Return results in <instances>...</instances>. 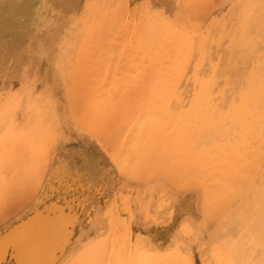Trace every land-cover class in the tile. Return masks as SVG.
<instances>
[{"label": "rangeland", "instance_id": "1", "mask_svg": "<svg viewBox=\"0 0 264 264\" xmlns=\"http://www.w3.org/2000/svg\"><path fill=\"white\" fill-rule=\"evenodd\" d=\"M71 1L76 0H0V18L3 19L0 22V33L3 38L0 43V58L5 54H14L18 57L24 52H39L46 39L45 33L52 25L55 26L56 20L58 22L60 19V8L70 6ZM90 1L94 2L93 9L85 11L84 6ZM164 1L165 5H162L160 0H82L83 10L70 17L58 29L63 39L58 48L61 53L56 56L54 51L52 55L57 58L56 66L58 68L61 66L62 70L55 72L46 61H43L35 70L31 67V71L28 70L27 73L23 71L22 78H14L15 80L8 86H0V208L6 204V200L11 199H6L9 197L8 194L14 197L19 189H25L16 200H10L13 208L8 212L0 209V241L4 239L8 241L15 230L17 231L30 216L56 212L62 215V221L60 218V221L54 224L55 232L51 230L44 233L49 235L51 240L56 234L62 236L64 243L61 242L60 248L56 245L57 247L47 249V253H43L42 264H92V259L97 256L89 252L84 253V248L73 254L76 259L73 262H70L72 255L62 254L63 246L73 243L80 232L84 238L80 245L92 236L86 242V249L91 246L90 244L93 246L97 239L106 235L110 248L106 246L105 253L108 251L109 254H106L108 259L110 256L115 259L121 247L124 249L125 245H134V235H138L141 231L137 233L130 227L129 214H141V209H144L146 213L149 211L146 215H151L150 210L154 207L155 203L152 202H155V199L152 198L151 204L147 205L149 201L146 198L160 195L159 192L155 194L153 190L156 187L153 185L158 186L156 189H159L162 184L160 190L164 186L174 187V191L167 194L169 202L162 194L157 198V202H160L162 206L169 204L168 208L167 204L165 205L167 209H164L162 213L165 217L176 212L180 198L177 194H179L181 181L184 183L187 179L189 183L186 182V184H190L193 180L192 187L183 194L186 201L184 203L186 204V226L189 233L192 229L196 230L197 227L203 226V221L199 219L201 213L207 208H216V195H220L222 191H233L232 181L236 177L234 168L236 162L243 158L244 151L250 154L255 153L251 161L258 163L260 161V171L264 173V144L257 152L251 149L255 142L264 140V71L257 63L254 70L252 68L248 71L246 78L235 76L231 67L236 53L234 49L232 53H229L232 43L246 44L252 41L255 56H261L263 53L264 43L257 42L255 38H257L256 32L264 29V0H237L227 9V5L231 2L229 0L228 4L223 6L220 17L212 18L204 24H201L203 20L196 19L197 14L192 13L195 4L199 2L198 12L204 16L209 12L211 4H218L224 0ZM174 2H176V12L179 14L170 11ZM57 3L59 7L56 6ZM54 6L58 7V12L54 11L55 16L52 14ZM234 7H237V12L235 11L233 15L228 14ZM109 9L116 11L117 14L102 20V14ZM183 9H192L191 18L183 15L181 12ZM248 21H252L254 31L251 30L249 33L244 29L241 32L237 31V29L246 28L242 23ZM198 26L201 27L198 28ZM123 27L127 30H124L125 33L129 31L127 35L123 34L121 30L124 29ZM9 33L12 34V38L8 35ZM15 33L17 34L16 40L13 39ZM127 43L129 45L126 46ZM131 50L136 54H133ZM162 52L163 54L166 52L164 56L167 54V59L166 56L165 58L162 55V58L159 57ZM157 54L160 59L157 58ZM14 55L11 58H16ZM153 59L155 61H152ZM157 62L160 64L159 67ZM162 62H165V65ZM161 64L165 67H161L163 66ZM153 66L158 67L159 70ZM129 67L130 70L127 71ZM152 67L155 70L153 73L150 70ZM149 70L151 75L147 72ZM113 71L115 77L111 74ZM159 74L163 77H159ZM124 76L126 80H121ZM115 78L119 81L117 80V84L114 82L112 85ZM125 82H129V86ZM131 85H138L141 91L136 92L138 89ZM115 86L119 88L116 90ZM120 87L121 90H119ZM117 91L120 94H114V96L111 94L118 93ZM125 99L127 102L123 103L126 106L122 103ZM59 111L63 114L60 118L58 117ZM88 111L92 115L96 112L93 115L95 116L94 121L98 119L96 122L90 120L93 116L88 114ZM101 111L104 113L101 114ZM116 111H119L118 117L116 113L110 114ZM111 118L115 120H113L112 127ZM145 121L147 125L144 124ZM140 122L146 126L145 129ZM91 123L93 126H95L93 123H97L98 128L95 127L100 130L97 131L95 127H91ZM221 131H223L222 136ZM71 141L82 142L80 143L82 146L73 155L75 157L73 159L70 158L71 155L67 157L70 151L66 147H69ZM83 142L86 143L83 145ZM65 157L66 159L58 168L57 175L53 176V183L58 185V189H63V197L57 202L44 205L38 211L40 206H36V200L32 202L30 196L34 198L40 196L45 176L48 177L50 172L54 171V169L49 170L51 164ZM148 157H151L154 163L146 164L152 167L146 174L143 172H146L148 167L146 168L143 163ZM191 158L192 161L189 160ZM157 162L159 165L156 172L154 168ZM142 164L144 168L141 169ZM153 164H155L154 167ZM221 166L225 172L222 171ZM126 172L132 178L137 177L134 179L139 181L140 187L144 182L149 183V178L151 180L153 177L154 182L147 183L148 188L147 185L146 187L143 185L148 190L139 188L135 185L137 184L135 180L125 175ZM155 172L157 175L160 174V177L155 176L156 179H154ZM144 174L146 177H141L145 176ZM171 175L175 176L174 179ZM224 177L230 178V181L222 187L221 179ZM250 177V183L255 186L258 182L253 176ZM131 180L135 186L129 184ZM20 181V184L24 183L23 186H16ZM14 186L17 188L15 193ZM10 187H12L11 190ZM176 190L178 193H175ZM262 191L255 189L252 192L255 200L260 199L258 195L261 196ZM144 192L148 193L143 196ZM149 193L152 196L149 197ZM76 198L79 206L85 203L87 213H84L83 217L74 216L80 222L66 223L65 217L74 214ZM136 206L142 208L138 210L139 207ZM146 206L149 207L148 211ZM260 206L262 208L263 204ZM257 207H259L258 201L253 205L252 208L255 210L250 212L251 215L261 210ZM159 218L162 219V216ZM255 219L257 220V218L251 220ZM245 220V223L251 222L250 219ZM256 223L258 231L261 223ZM89 225L91 228L88 229ZM174 225L176 226V223ZM250 225L252 227L249 228L252 229L254 224L250 223ZM58 226L62 229H58ZM64 226L67 229L63 228ZM68 226L71 229L69 231ZM261 229L259 231H262ZM252 231L250 230V236L251 238L253 236L254 239H251L253 242L256 240L254 244L259 246L264 243V237L260 238L258 234H252L257 231ZM57 235L55 241H58ZM139 242L141 245L142 240ZM175 247V243L172 244V248L165 247L159 255L150 257L151 261L143 257L141 264H175L181 259L175 254ZM0 249H2L0 250V264H28V257L25 254L15 253L12 247L9 249L5 245V248L0 247ZM218 250L217 262L221 263L223 260L221 255L226 254L227 251L224 249L222 252V247ZM58 253L59 255H56ZM113 255H115L114 258ZM66 259L68 262L64 263ZM104 262L107 264L105 260Z\"/></svg>", "mask_w": 264, "mask_h": 264}, {"label": "bare ground", "instance_id": "2", "mask_svg": "<svg viewBox=\"0 0 264 264\" xmlns=\"http://www.w3.org/2000/svg\"><path fill=\"white\" fill-rule=\"evenodd\" d=\"M217 1V0H216ZM229 0H224L223 2H220V3H218V4H211L209 7H211L210 8V10H209V12H207V14H205L204 16L202 15L201 16V13H199L198 11H199V2H197V4H195V8L192 10V9H189V10H182L181 12L183 13V15L185 16V17H187V16H189L190 18H191V10H192V13H194V14H197V20H203L202 22H201V24H204V23H208L209 22V20L210 19H212V18H217V17H220V15L222 14V12L221 11H223L222 10V8H223V6L224 5H226V3L228 2ZM235 1H237V0H231V2L227 5V9L232 5V3H234ZM241 1V0H240ZM160 2H161V4L162 5H165V1L164 0H160ZM211 2V1H210ZM244 2V1H243ZM93 1H90L86 6H84V10L86 11V10H91V9H93L92 7H93ZM126 3H127V1H126ZM194 3V2H193ZM196 3V2H195ZM192 4V3H191ZM59 5V3H57L56 4V6H58ZM127 5V4H126ZM190 5V4H189ZM56 6H54V10L52 11V14H54V16H55V13H54V11L57 13L58 12V7H56ZM194 6V5H193ZM83 5H82V0H76L75 2L73 1H71L70 2V6H66L65 8H60L61 9V15H60V19L59 18H57V19H59L58 20V22H57V20H56V24H55V26L54 25H52L51 26V28L49 29V31L47 30V32L45 33V37H46V39L44 40V42L42 43V45H41V47H40V51L39 52H31V53H29L30 54V56L32 55H35V54H40L41 56H39V57H37L36 59H35V57L33 56V57H31L32 59L30 60V62H33V63H31V65H32V67H34V70L39 66V64L41 63V62H43V61H46L52 68H53V70L55 71V72H57L58 70H62V68H61V66L58 68V66H56V61H55V57L52 55L53 54V52L55 51V55L57 56V55H59L60 53H61V51L58 49V48H60V44L63 42L62 40V37L60 36V32L58 31V29L60 28V26L63 24V23H65V22H67L68 21V19L70 18V17H72L73 15H75L77 12H79L80 10H83ZM225 7V6H224ZM95 8V7H94ZM236 8L237 7H234V8H231V10H230V12L228 13V14H230V15H233L234 13H235V11H236ZM127 9V8H126ZM135 9V8H134ZM251 9V8H250ZM240 10V9H239ZM171 13L172 12H174V13H176V14H179V12H176V2H174V3H172V6H171ZM127 12V11H126ZM237 12V11H236ZM115 14H117L116 13V11H114V10H110L109 9V11H107V12H105L104 14H102V20H106V18H108V17H112V16H115ZM129 14V13H128ZM79 15V14H78ZM125 16V15H124ZM189 17H188V20H189ZM130 18H131V16H130ZM203 18V19H202ZM128 19H129V17H128ZM52 20H54V18H52ZM228 20V19H227ZM3 21V19L2 18H0V22H2ZM126 21V20H125ZM75 22V21H74ZM189 22V21H188ZM193 21H191V23H192ZM124 23V22H123ZM186 23H187V21H186ZM6 24V23H5ZM53 24V23H52ZM188 24V23H187ZM200 24V25H201ZM231 24V23H230ZM242 24H244L245 26H246V28H241V29H237V31H239V32H241L242 31V29H244V30H246L247 31V33H249V32H251V30L252 31H254V25L252 26V21L251 22H247V23H242ZM189 25V24H188ZM123 26V25H122ZM121 26V27H122ZM124 26H125V24H124ZM194 26V24L192 25V27ZM202 26V25H201ZM200 26V27H201ZM189 27H190V25H189ZM199 26H198V28H200ZM124 28V27H123ZM222 28H223V25H222ZM225 28V27H224ZM68 29V28H67ZM191 29V28H190ZM122 31H123V34L124 35H127V33L129 32H127V33H125L124 32V30H126L125 28L124 29H121ZM223 30V29H222ZM221 30V31H222ZM262 30V31H261ZM127 31V30H126ZM134 33V32H133ZM142 33V32H141ZM257 38L259 39V40H257V38H255L256 39V41L257 42H262V43H264V29H259L257 32ZM122 34V33H121ZM130 34V33H129ZM11 38H12V34H8ZM120 35V34H119ZM133 35H135V34H133ZM133 35H132V37H133ZM2 36V34L0 33V43L3 41V38L1 37ZM122 36V35H121ZM136 36V35H135ZM120 38H122V37H120ZM136 37H134V39H135ZM13 39L14 40H16L17 39V34L15 33V34H13ZM133 39V38H132ZM134 39L132 40V41H134ZM121 40V39H120ZM142 40V39H141ZM145 40V39H144ZM119 43H121V42H119ZM135 44V42L133 43V45ZM121 45V44H120ZM127 45H129L128 43L126 44V46ZM118 47H119V45H118ZM253 48H254V43H253V41L252 42H250V43H246V44H236V43H232L231 44V46L229 47V53H232V51H233V49H234V51H235V55H236V57H234L233 58V65H232V67H231V69L232 70H234L233 72H234V75L235 76H238V77H240V78H246L245 76H247V74H248V71L250 70V69H252L253 68V70L256 68V66H257V63L262 67V69H263V71H264V50H263V53L261 54V56H258L257 55V57L255 56V53H253ZM133 50V49H132ZM131 50V51H132ZM27 52H24V53H22V55H25ZM132 53L133 54H136V52L134 53V51H132ZM166 53V52H165ZM164 53V54H165ZM125 54V53H124ZM133 54H131L130 53V55H133ZM164 54H163V52L161 53V54H159L160 56V58H162L161 57V55L165 58V56H166V59H167V54L164 56ZM27 55V54H26ZM114 56V55H113ZM134 56V55H133ZM157 56V58H158V54L156 55ZM179 57V56H178ZM61 58V57H60ZM160 58H158V59H160ZM168 58H171V57H168ZM1 59V58H0ZM165 60V59H164ZM171 61H172V59H170ZM174 60V59H173ZM204 60V59H203ZM61 61V60H60ZM130 61V60H129ZM152 61H155L154 59L152 60ZM159 63H161L159 60H157ZM161 61H162V59H161ZM168 61H169V59H168ZM158 62H157V64H158ZM166 62V61H165ZM165 62H162L163 64L165 63ZM153 63V62H152ZM171 63V62H170ZM200 63V62H199ZM59 64H61V62L59 63ZM154 64V63H153ZM163 64H161V65H163ZM167 64V66H168V64H169V62L168 63H166ZM172 64V63H171ZM165 65V64H164ZM161 66V67H165V66ZM196 65V64H195ZM160 66V64H158V67ZM153 67H155V66H153ZM151 68L150 70H152L151 72L153 73V70H154V68ZM158 67H155L156 69L158 68ZM128 70H130V67L129 68H127V71ZM150 70L149 71H147L148 73L150 72ZM158 70H159V68H158ZM160 70H161V68H160ZM155 71V70H154ZM110 72V71H109ZM116 72V71H115ZM122 72V71H121ZM138 72V71H137ZM150 72V73H151ZM113 73H114V71L113 72H111V74L113 75ZM132 73V72H131ZM149 73V74H150ZM174 73V72H173ZM107 74V73H106ZM105 74V75H106ZM149 74H147V77L149 78ZM151 75V74H150ZM153 75V74H152ZM160 75V74H159ZM173 75V74H172ZM111 76V75H110ZM114 76V75H113ZM113 76H111V78H113ZM118 76H120V75H118ZM117 76V77H118ZM154 76V75H153ZM152 76V77H153ZM163 77V75H160L159 77ZM105 77H107V75L105 76ZM115 77V76H114ZM155 77V76H154ZM123 79H121V80H126L125 79V76L124 77H122ZM151 78V77H150ZM156 78V77H155ZM106 79V78H105ZM108 79V78H107ZM147 79V78H146ZM145 79V80H146ZM167 79V78H166ZM112 80H114V78L112 79ZM111 80V81H112ZM118 80V79H117ZM117 80H116V78H115V81H112L113 82V84L112 85H114V82L117 84ZM131 79H129V81H130ZM119 81V80H118ZM128 81V80H127ZM148 81V80H147ZM147 81H146V84H147ZM221 81V80H220ZM123 82V81H122ZM130 82H132V81H130ZM54 83V82H53ZM53 83H50V84H53ZM106 83V82H105ZM104 83V84H105ZM119 83V82H118ZM127 85H128V83L127 82H125ZM107 84H109L108 82H107ZM106 85V84H105ZM123 85H125L124 83H123ZM109 86V85H108ZM107 86V87H108ZM119 86V85H118ZM129 86V85H128ZM132 86V85H131ZM134 87H136L137 89H138V85H133ZM132 86V87H133ZM140 86V85H139ZM55 87V86H54ZM100 87H102V85H100ZM99 87V88H100ZM107 87H105V88H107ZM116 87V86H115ZM104 88V87H103ZM112 87H110V89H111ZM117 88H119V87H116V90H117ZM128 88V87H127ZM55 89V88H54ZM101 89V88H100ZM113 89V88H112ZM122 88L120 87V89L119 90H121ZM140 89H144V88H140ZM128 90H130V88H128ZM102 92H104L103 90H101ZM113 91V90H112ZM115 91V90H114ZM113 91V92H114ZM139 91H141V90H139L138 89V91H136V92H138L139 93ZM143 91V90H142ZM111 92V91H110ZM118 93H111L113 96H114V94H120V92L119 91H117ZM128 92H130V91H128ZM133 93L135 92V89H134V91H132ZM131 92V93H132ZM143 92H145L146 93V91L144 90ZM230 92H231V90H230ZM121 94H122V92H121ZM111 95V96H112ZM126 95V94H125ZM132 95V94H131ZM136 95H138V94H136ZM116 96V95H115ZM120 96V95H119ZM123 97V96H122ZM135 97H140V96H135ZM179 97V96H178ZM117 98V97H116ZM125 98H129V96L128 97H126L125 96ZM134 98V97H133ZM94 99H95V96H94ZM113 99V98H112ZM115 99V98H114ZM119 99V98H118ZM123 99V98H122ZM131 99H132V97H131ZM143 99V98H142ZM191 99V98H190ZM119 100H121V99H119ZM118 101V100H117ZM123 102H127V100L125 99V100H123L122 101V103ZM129 102V101H128ZM130 102H132V101H130ZM134 102V101H133ZM190 102H192V101H190ZM111 103V102H110ZM119 104L121 103L120 101L118 102ZM118 103L116 102V105H118ZM137 103V102H136ZM108 104V103H107ZM128 104V103H127ZM123 105H125L124 103H123ZM131 105V104H130ZM115 106V105H114ZM126 106V105H125ZM131 107V106H130ZM107 108V107H106ZM105 108V109H106ZM120 108H123V107H120ZM117 109H119V107H117ZM116 108H115V110H117ZM59 110V109H58ZM90 110V109H89ZM104 110V109H103ZM122 110V109H121ZM185 110H186V108H185ZM57 111V110H56ZM92 111V110H91ZM112 111V110H111ZM124 111V110H123ZM60 112V111H59ZM59 112H58V117L60 118L63 114L61 113L60 115H59ZM119 111H116V112H113V113H110V114H114V113H116V117H118L117 115V113H118ZM91 114V112L90 111H88V114ZM104 112H102L101 111V114H103ZM186 113V112H185ZM87 114V115H88ZM96 114V112H94V114L93 115H95ZM109 114V115H110ZM122 114V113H121ZM121 114L119 115V116H121ZM92 115V114H91ZM92 115V116H93ZM97 115H98V113H97ZM96 115V116H97ZM100 115V114H99ZM108 115V116H109ZM113 116V115H112ZM126 116V115H125ZM89 117H91V116H89ZM95 118V116H93V117H91L90 118V120H93ZM98 118H100V116H98ZM79 120H81V119H79ZM98 120V119H97ZM97 120H93L94 122H96ZM114 119H112L111 118V127H112V124H113V122L115 121H113ZM93 121H91V122H93ZM147 121V120H146ZM146 121H145V123L144 124H146ZM141 123V122H140ZM96 127H97V123H93ZM144 124L142 125V123H141V125H142V127L144 126ZM125 125V124H124ZM147 125V124H146ZM93 125H92V123H91V127H92ZM95 126H93V127H95ZM95 127V128H96ZM145 127L146 126H144V129H145ZM98 128V127H97ZM96 128V130L97 131H99L100 129H97ZM129 128H130V126H129ZM122 129V128H121ZM144 129H142V130H144ZM131 130V129H130ZM96 131V132H97ZM101 131L103 132V130L101 129ZM121 131V130H120ZM119 131V132H120ZM102 132H100V133H102ZM130 132V131H129ZM222 132L223 131H221V136H222ZM104 133V132H103ZM190 133V132H189ZM208 133H210V131L208 132ZM164 134V133H163ZM172 134V133H171ZM216 134V133H215ZM226 134V133H225ZM232 134V133H231ZM165 135V134H164ZM169 135V134H168ZM167 135V136H168ZM174 135V134H173ZM178 135H179V133H178ZM227 135V134H226ZM225 135V136H226ZM230 135V134H229ZM128 136H130V135H128ZM166 136V135H165ZM202 136V135H201ZM217 137H218V135H216ZM216 136H214V138L216 137ZM224 136V135H223ZM137 137V136H136ZM164 137V136H163ZM180 137V136H179ZM211 137V136H210ZM226 138H228V137H226ZM126 139H127V137H126ZM225 139V138H224ZM224 139H222V140H224ZM135 140H136V138H135ZM139 140V139H138ZM190 140H191V138H190ZM221 140V142H223ZM226 140V139H225ZM86 141V140H85ZM140 141V140H139ZM212 141V140H211ZM219 141V140H218ZM205 142V141H204ZM80 143H82V142H77V143H75V142H73V141H71L70 142V145H69V147H66V148H69V150L68 151H70V153H69V155L67 156L68 158L70 157V155H71V157L70 158H75L73 155L77 152V150H78V148L80 147V146H82V145H80ZM86 142H83V145L85 144ZM140 143V142H139ZM154 143V142H153ZM188 143V142H187ZM192 143V142H191ZM123 144H125V142L123 143ZM127 144V143H126ZM207 144H209V143H207ZM206 144V145H207ZM221 144V143H220ZM263 144H264V140H261V141H258V142H255L254 144H253V147L251 148V146H250V148L251 149H254L256 152L263 146ZM153 145V144H152ZM161 145V144H160ZM163 145V144H162ZM203 145V144H202ZM182 146V145H181ZM201 146V145H200ZM136 147V146H135ZM185 147V146H184ZM196 147H198V146H196ZM203 147V146H202ZM204 147H207V146H205L204 145ZM137 148V147H136ZM138 149V148H137ZM140 149V148H139ZM196 149V148H195ZM201 149V148H200ZM141 150V149H140ZM205 150V149H204ZM203 150V151H204ZM179 151V150H178ZM198 151H200L201 152V150H198ZM153 152H155V151H153ZM183 152V151H182ZM125 154V153H124ZM143 154V153H142ZM153 154V153H152ZM209 154V156H210V153H208ZM255 154V153H254ZM254 154H250V152H248V151H244V153H243V158L240 160V161H238V162H236V165H235V168H234V171H235V179H234V181H232L233 183H234V185L232 186V188H233V191L232 192H226V191H222L221 189V194L220 195H216V199H215V202H216V208H207V210L206 211H204L203 213H201L200 215V217H199V219H201V221H203V226H201V227H197L196 228V230H194V229H192V230H194V231H192L191 230V232H187L188 230H187V226H186V220H187V218H186V204H184L186 201H185V199H184V193H186V191L188 190V188H190V187H192V181H190L191 183L190 184H186V182H187V179H186V182L184 181V183H183V181H181L182 182V184H180L179 186V189H178V191H179V194H177L180 198H179V202H178V204H177V209H175L176 210V212L174 213H170L168 216H165V217H163V215H162V213L168 208V205L169 204H167L166 203V201H165V203L167 204H165L164 202L162 203L163 205L165 204L166 206H167V208H166V206L164 205V206H162L161 205V203L160 202H157V198H159V196L162 194L163 195V197H165L166 198V200L169 202V200L170 199H168L167 197H168V195L167 194H169V193H172V191H174V187L173 186H171V185H169V186H167V187H163V188H161V190H160V187H161V185L159 186V189H156L158 186H156V185H153V186H155L156 188H154V190L152 189V186H151V189L153 190V191H155V194L156 193H158L159 192V194L160 195H158V196H152V194L151 193H149V197L150 196H152V197H150V198H146V200L147 201H149V203H147V205H149V204H151V201H153V199H155L154 201L155 202H152V203H155L152 207H153V209H151L150 210V212H151V215H146L149 211H148V206H146V209H147V213L146 212H144V209H141L142 207H140V206H136V207H139L138 208V210L139 209H141L142 211H141V214H135V215H133V214H131V215H133V216H131L130 214H129V216H130V227H132V229H135V231L138 233L139 232V230H141L139 233H138V235H134V245L133 244H129L130 246H126L125 245V247H124V249L121 247V249L119 250V252L117 253V256H116V258L115 259H112V256H110V258L108 259V257H107V255L106 254H109V253H105V249H106V246H108L109 248H110V245H108L109 244V239L106 237V235H104L103 237H101V238H99V239H97V241L94 243V245L92 246V244H90L91 246H88L89 248H87L86 249V247H85V245H86V242L87 241H89V239L90 238H92V236H89V238L87 239V240H85V242L83 243V244H81L80 245V242L82 241V239H84V238H82L83 237V235H81V233L82 232H80V234L77 236V237H75V239H74V242L73 243H71L70 245H65V246H63L64 247V250H63V252H62V254L63 253H66V255L67 256H73V254H75V253H77L78 251H79V249H83L84 248V253H88L89 252V254H96V258H94V259H92V264H104L105 262H104V260L106 261V263L107 264H116V263H120V264H141V263H143V257H147V258H149L150 259V257H153V256H156V255H159V253L165 248V247H169V248H172V244L173 243H175L176 244V247H175V249H176V251H175V254L176 255H178V256H180V260L178 261V262H176L175 264H264V243H261V245H255L254 243L256 242V240H255V242H253V240H251L252 238H253V236H252V238H251V236H250V230L252 231V229H253V231H257V227L258 226H256L257 225V223L256 222H260L261 223V225H259V228L261 229V227H262V231H257L256 233H254L253 231V233L252 234H258V236L261 238L262 236L264 237V173H261V171H260V167H261V165H260V161H259V163L258 162H253V160L251 161V158L253 157V155ZM263 154V153H262ZM182 155V154H181ZM130 156V155H129ZM128 156V157H129ZM169 156V155H168ZM199 156V155H198ZM201 156H202V153H201ZM208 156V157H209ZM260 156V155H259ZM127 156H125V158H126ZM152 157H154L153 155H152ZM182 157V156H181ZM203 157V156H202ZM206 157V156H205ZM226 157V156H225ZM97 158H98V156H97ZM136 158V157H135ZM201 158V157H200ZM66 159V157L65 158H63V159H58L56 162L54 161L52 164H51V167H50V169L49 170H52V169H54V171L52 172H50L51 174H49V176L48 177H46L45 176V178H44V180H45V183H44V187H43V189H42V191H41V193H40V196H38V197H36V198H34V197H32V196H30L31 197V200H32V202L33 201H35V205L36 206H40V208L39 209H37V210H40L42 207H44V205H48V204H51L50 202H57L61 197H63V194H62V192H63V189H58V185H55L54 183H53V176L55 175H57V171H58V168H59V166L62 164V162L64 161ZM155 159V158H154ZM129 160V159H128ZM148 160V162H146V161ZM144 160V162L145 163H143V164H145V167L147 168L148 166H146V164L148 163V165H150L149 163H154V161L151 159V157L149 158H147V159H145ZM149 160H152L151 162H149ZM189 160H193L192 158L191 159H189ZM207 160H209V159H207ZM138 161V160H137ZM143 162V161H142ZM181 162V161H180ZM179 162V163H180ZM197 162V161H196ZM196 162H194V163H196ZM128 163V162H127ZM166 163H168V161L166 162ZM166 163H165V165H166ZM208 163V162H207ZM141 165V169L142 168H144L143 166L144 165ZM163 164V163H162ZM180 164H182V163H180ZM135 165H136V163H135ZM159 165V162H157L156 163V166H155V164H153V167L155 166V168L154 169H156V172H157V166ZM194 165V164H193ZM214 165V164H213ZM212 165V166H213ZM216 165H219L218 163H216ZM134 166V165H133ZM164 166V165H163ZM137 167H138V165H137ZM168 167V166H167ZM166 167V168H167ZM174 167V166H173ZM195 167H197V166H195ZM222 167V166H221ZM17 168H19V167H17ZM140 168H138V169H140ZM145 168V169H146ZM149 168L150 169H152V167H148L147 169H146V172L144 171V169H143V171H141V172H143V173H146L147 174V171L149 172ZM160 168V167H159ZM165 168V167H164ZM170 168H171V164H170ZM192 168V167H191ZM214 168V167H213ZM168 169H169V167H168ZM173 169V168H172ZM222 169H223V167H222ZM115 170V169H114ZM205 170V169H204ZM131 172H133L132 170H130ZM130 171H129V174H130V176H131V173H130ZM135 171V170H134ZM161 171H162V169H161ZM182 171V170H181ZM199 171H201L200 169H199ZM222 171H224V169L222 170ZM48 172V171H47ZM155 172V174H153V176H154V179H156L155 178V176H159L160 177V174H159V172H158V174L159 175H157V173ZM185 172V171H184ZM183 172V173H184ZM202 172V171H201ZM225 172V171H224ZM128 172H126V174L125 175H128L127 174ZM136 173V171L134 172V174ZM161 173V172H160ZM190 173V172H189ZM133 174V173H132ZM133 174V177L136 175L137 176V174H135L134 175ZM149 174V173H148ZM172 174V173H171ZM175 174V173H174ZM199 174V173H198ZM224 174V173H223ZM145 175V174H144ZM162 175V174H161ZM181 175H183V174H181ZM222 175V174H221ZM129 175H128V178H130V179H132L133 181L135 180L136 181V179H134V178H132V177H130ZM138 176H139V174H138ZM149 176V175H148ZM150 176H152V175H150ZM165 176V175H164ZM163 176V177H164ZM170 176V175H169ZM218 176V175H217ZM223 176V175H222ZM250 176H253L255 179V181L256 182H258V183H256L255 184V186H253V184H251L250 183ZM141 177H146V175L145 176H141ZM158 177V178H159ZM171 177L173 178V177H175V176H173V175H171ZM183 177V176H182ZM182 177H180V179L182 180ZM126 178H127V176H126ZM137 178V177H136ZM149 178V177H148ZM153 178V177H152ZM151 178V180H150V178H149V183H151L150 181H152L153 179ZM186 178V177H185ZM188 178V177H187ZM17 179H18V177H17ZM146 181H148V179H146V178H144ZM174 179V178H173ZM129 180V179H128ZM127 180V181H128ZM131 180V182H129V184L131 185H133V186H135V185H137V186H139V188H144V186L143 185H145V187H146V185H147V183L146 182H144V184L142 183V187H140L141 185H139V181L137 182V184H133V181ZM170 180H171V178H170ZM142 181H144V180H142ZM158 181V180H157ZM173 181V180H172ZM172 181H170V182H172ZM176 181V180H175ZM228 181H230V178H227V177H224V178H222L221 179V186L223 187ZM154 181H152V183H153ZM156 182V181H155ZM169 182V183H170ZM178 182H180V180H178ZM231 182V183H232ZM18 183V182H17ZM21 183V181L19 182V185L18 184H16V186H20L21 187V185L23 186V184H20ZM140 183H141V181H140ZM146 183V184H145ZM148 183V184H149ZM158 183H159V181H158ZM164 183V185H165V182H163ZM167 183V182H166ZM187 183H189V182H187ZM254 183V182H253ZM54 184V185H53ZM88 184H90V183H88ZM155 184H157V183H155ZM176 184V183H175ZM68 185V184H67ZM76 185H77V183H76ZM129 185V186H130ZM197 185V184H196ZM195 185V186H196ZM213 185H214V182H213ZM16 186H14L15 187V189H16V191H14V193L15 192H17V188H16ZM132 186V187H133ZM136 186V187H137ZM176 186H177V184H176ZM206 186V185H205ZM211 186V185H210ZM210 186H209V188H210ZM149 187H150V185H149ZM208 187V186H207ZM217 187V186H216ZM11 188L12 187H10V190H11ZM135 188V187H134ZM147 188H148V185H147ZM147 188H144V189H146V190H148ZM176 188V187H175ZM226 188V187H225ZM224 188V189H225ZM14 189V188H13ZM13 189H12V191H11V194H12V192H13ZM14 189V190H15ZM150 188H149V191L151 190ZM177 189V188H176ZM193 188H191V190H192ZM228 189V188H227ZM226 189V190H227ZM258 190V191H262V193H261V196L260 195H258L259 196V200H255V196L252 194V192H254V190ZM262 189V190H261ZM9 190V191H10ZM25 189L24 188H22V189H19V191L17 192V193H15L14 194V197L12 196L11 197V195L10 194H8L9 195V197H7L6 199H8V198H11V199H8V200H6V204L2 207V208H0L2 211H6V212H8L11 208H13L14 206H11V204H10V202L12 201V200H16L18 197H19V195H21L22 194V192L24 191ZM157 190V191H156ZM219 190V189H218ZM232 190V189H231ZM8 191V192H9ZM40 191V190H39ZM142 191H145V190H143L142 189ZM178 191L176 190L175 191V193L177 192L178 193ZM209 191V190H208ZM211 191V190H210ZM152 192V191H151ZM161 192V193H160ZM188 192V191H187ZM95 193V192H94ZM146 192H144L142 195L144 196V194H145ZM148 193V192H147ZM146 193V194H147ZM151 194V195H150ZM200 194V193H199ZM259 194V193H258ZM263 194V195H262ZM141 195V196H142ZM161 195V196H162ZM256 195V194H255ZM85 196V195H84ZM130 196H131V194H130ZM193 197H194V195H192ZM156 197V198H155ZM169 197H170V195H169ZM175 197V196H174ZM83 198H85V197H83ZM142 198V197H141ZM153 198V199H152ZM171 198V197H170ZM80 199V198H79ZM131 199V198H130ZM150 199V200H149ZM204 199V198H203ZM11 200V201H10ZM141 200H143V199H141ZM145 199H144V201L145 202H147ZM165 200V199H164ZM76 203H75V207H74V209H73V211H74V214L73 215H71V217L69 216H67L66 218H65V221H66V223H75V222H77V221H79V219H77V218H74V216H76V215H78V216H81V217H83L84 216V213H87V207L85 206V203H83V204H81L80 206H79V204H78V199L76 198ZM74 201V202H75ZM81 201V200H80ZM86 201V200H85ZM131 201V200H130ZM161 202L163 201V199L162 200H160ZM197 201V200H196ZM213 201V200H212ZM257 201H258V204H259V207L261 208V206H260V204L262 205L263 204V207L261 208V210H257L255 213H253L252 215L250 214V212L253 210V205H255L256 203H257ZM214 202V201H213ZM260 202V203H259ZM131 203V202H130ZM144 203V202H143ZM158 203H160V205L158 204ZM175 203V202H174ZM113 204V203H112ZM189 204V203H188ZM194 204V203H193ZM211 204V203H210ZM13 205V204H12ZM73 205V204H72ZM91 205V204H90ZM140 205V204H139ZM141 205H142V203H141ZM212 205V204H211ZM8 206V207H7ZM11 206V207H10ZM88 206H89V204H88ZM130 206V205H129ZM213 206H215L214 205V203H213ZM135 207V208H136ZM151 207V208H152ZM207 207V206H206ZM206 207H205V209H206ZM259 207H257V209H260ZM26 209V208H25ZM165 209V210H164ZM0 210V211H1ZM24 210V209H23ZM32 210H34V209H32ZM204 210V209H203ZM255 210V209H254ZM254 210H253V212H254ZM71 211V210H70ZM69 211V212H70ZM72 211V212H73ZM112 211V210H111ZM130 211V210H129ZM132 211H134V210H132ZM146 211V210H145ZM168 211V210H167ZM191 211V210H190ZM199 211H200V209H199ZM199 211H198V213H199ZM99 212H100V210H99ZM136 211H134V213H135ZM139 212V211H138ZM145 213V216H144V213ZM101 213V212H100ZM188 213H190V212H188ZM49 214V213H48ZM195 214H197V213H195ZM19 215V214H18ZM18 215H16V216H18ZM113 215V214H112ZM111 215V216H112ZM49 217H47V218H44V216H42V215H35V216H30L29 218H28V220L24 223L25 225H24V227L23 228H21V229H18L17 231L15 230V232H14V234L11 236V238L8 240V241H6V245L7 246H9L10 247V249H11V247L14 249V251H15V253H17V254H22V255H26L27 257H28V261H27V263L28 264H42V262H43V258H44V254L43 253H47V249H49V248H54V246L55 247H57V246H59V248H60V244H61V242H63L64 243V241H62V236H59V235H57L58 236V241H55V238H56V235L55 236H53V238H52V240H51V237L49 236V235H47L46 233H44V232H49V231H56V227L54 226V224H56L57 222H59L60 220V217L59 216H57L56 214H50V215H48ZM115 216V215H114ZM148 216V217H147ZM160 216H162V219H160L159 217ZM15 217V216H14ZM144 217H146V218H144ZM252 217H254V218H257V220L255 221V220H251V219H254V218H252ZM119 218V217H118ZM16 219V218H15ZM180 219H182V221L180 220ZM245 219H250L251 220V222L250 221H248V223H245L246 222V220ZM11 220V219H10ZM119 220H121V219H119ZM61 221H62V218H61ZM80 222V221H79ZM252 222H254V223H252ZM6 223V222H5ZM176 223V226L174 225ZM250 223L254 226L252 229H250L249 227H252L251 225H250ZM256 223V224H255ZM259 223V224H260ZM69 225V224H68ZM188 225V224H187ZM69 226H71V225H69ZM69 226H68V231L69 230H71L70 228H69ZM125 226V225H124ZM83 227V226H82ZM8 228V227H7ZM63 228H65V229H67L66 228V226H64ZM89 228H91V225H89V227H88V229ZM254 228H255V230H254ZM58 229H62V227H59L58 226ZM113 229V228H112ZM131 229V230H132ZM78 230V229H77ZM86 230V229H85ZM81 231V230H80ZM115 231V230H114ZM130 231V230H129ZM134 231V233H136ZM65 232V231H64ZM64 232H62V233H64ZM113 232V231H112ZM112 232H111V234H112ZM116 232V231H115ZM115 232H114V236H115ZM261 232H263V233H261ZM121 233V232H120ZM59 234V233H58ZM61 234V233H60ZM117 234V233H116ZM119 234V233H118ZM262 234V235H261ZM121 235V234H120ZM261 235V236H260ZM67 236H68V233H67ZM87 236H88V234H87ZM113 236V237H114ZM129 236H130V234H129ZM112 237V236H111ZM110 237V238H111ZM215 238V239H214ZM256 238H258V237H256ZM145 239V240H144ZM254 239V238H253ZM111 240V239H110ZM139 240L141 241L142 240V242H141V245H140V242H139ZM218 241L219 242V244H217L218 242H216V241ZM69 241V240H68ZM68 241H67V243H68ZM258 241H260V240H258ZM4 242V241H3ZM139 242V243H138ZM262 242H263V240H262ZM259 243V242H258ZM257 243V244H258ZM5 244V243H4ZM137 244V245H136ZM57 245V246H56ZM4 246V245H3ZM42 246H43V248H42ZM62 246V245H61ZM116 246H117V243H116ZM107 247V248H108ZM117 247H119V246H117ZM219 247H222V252L224 251V249H225V251H227V253L225 254V253H221L222 255V257H223V260L221 261V263L219 262H217V259H219V253L217 254V252H219ZM223 247H226V248H228V249H226V248H223ZM58 248V249H59ZM116 248V247H115ZM65 249H66V251H65ZM117 249V248H116ZM123 249V250H122ZM60 251H61V249H59ZM110 250V249H109ZM5 252V251H4ZM110 252V251H109ZM14 253V254H15ZM61 254V255H62ZM115 254V253H114ZM224 254H225V258H224ZM228 254V256L226 257V255ZM6 255V254H5ZM56 255H59V253L58 254H56ZM105 255H106V257H105ZM114 256L115 255H113V258H114ZM7 257V256H6ZM18 257V256H17ZM77 257H78V255H77ZM76 257V258H77ZM45 258H47V257H45ZM86 258V257H85ZM108 259V261H107V259ZM21 259V258H20ZM67 259H69V258H67ZM65 260L64 261V263H67L68 262V260ZM91 259V258H90ZM89 259V260H90ZM6 260V259H5ZM48 260V259H47ZM71 260V261H70ZM69 261L70 262H73L74 260H76L75 259V255L73 256V257H71V259H70ZM88 260V261H89ZM17 261H18V258H17ZM59 261V260H58ZM86 261V260H85ZM150 261H151V259H150ZM153 261V260H152ZM157 262V261H156ZM26 263V262H25ZM145 264V263H144Z\"/></svg>", "mask_w": 264, "mask_h": 264}, {"label": "crops", "instance_id": "3", "mask_svg": "<svg viewBox=\"0 0 264 264\" xmlns=\"http://www.w3.org/2000/svg\"><path fill=\"white\" fill-rule=\"evenodd\" d=\"M26 54L27 55H22V54L18 55V57H16L17 55L13 54L14 57H16V58H11L13 56L12 54L11 55H6V54L2 55L3 57H1V58H3V59H0V86H8L16 78H22L21 75H22L23 71L26 72V73L28 72V70L31 71V67H32V65L30 64V60L32 59L31 57L34 56L35 59H36L37 57L41 56L40 54H35L33 56L32 55L30 56L29 52H27ZM56 59L57 58H55V61H56ZM11 62H12V64H11ZM50 214H56L60 218L62 217V215L60 213H56V212H50L49 214L48 213L37 214V215H42V216H44V218H47V217H49L48 215H50ZM70 217H71V215H70ZM24 225L25 224H23L19 229L23 228ZM6 240L7 239H4V240L0 241V247L1 248H5L6 244H4V243L6 242ZM9 249H10V247H9ZM0 250H2V249H0Z\"/></svg>", "mask_w": 264, "mask_h": 264}]
</instances>
